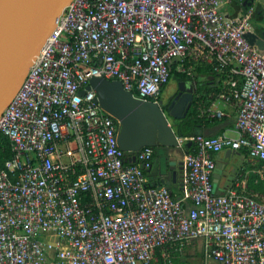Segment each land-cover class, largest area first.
Here are the masks:
<instances>
[{"label": "built area", "instance_id": "obj_1", "mask_svg": "<svg viewBox=\"0 0 264 264\" xmlns=\"http://www.w3.org/2000/svg\"><path fill=\"white\" fill-rule=\"evenodd\" d=\"M226 1L71 0L63 8L0 115V264H169L196 244L202 264H264V52L244 36L253 7L226 17ZM175 61L181 72L201 62L226 73L218 98L235 105L238 133L190 138L178 196L147 179L153 148L126 163L117 120L92 89L80 94L101 77L157 103ZM224 150L244 151L248 167L216 193Z\"/></svg>", "mask_w": 264, "mask_h": 264}, {"label": "water", "instance_id": "obj_2", "mask_svg": "<svg viewBox=\"0 0 264 264\" xmlns=\"http://www.w3.org/2000/svg\"><path fill=\"white\" fill-rule=\"evenodd\" d=\"M70 1L0 0V115L20 88L33 60L53 33L59 14ZM255 11V25L244 36L249 44L264 52V7L258 3ZM185 85L184 81L178 82V96H182L176 106L184 108L183 114L190 108L195 92L194 87L186 89ZM90 89L99 106L119 124L117 142L126 154L125 161L128 157L134 161L135 153L146 146L165 154L181 148L159 103L136 98L117 80L92 77L80 94ZM181 115L171 112L173 118ZM155 173L163 177L167 172L162 173L159 165ZM214 176H218L217 169ZM155 184L163 185L164 180Z\"/></svg>", "mask_w": 264, "mask_h": 264}, {"label": "crops", "instance_id": "obj_3", "mask_svg": "<svg viewBox=\"0 0 264 264\" xmlns=\"http://www.w3.org/2000/svg\"><path fill=\"white\" fill-rule=\"evenodd\" d=\"M258 3L261 4V7H264V0H227L222 4L221 12L226 17H233L244 12L246 8L253 7L254 13L251 18L252 28L256 21L255 9ZM185 86L186 89L189 87H194L195 83L186 81ZM209 109L211 111H223V119L221 121L219 120V123L208 122L205 125H201L199 133L205 136H238V133L235 129L237 111L233 103L225 102L219 98H216V100H214L210 105ZM175 152V154H170V151L166 158H163V156L159 155L157 152V154H155L152 158L151 168L146 169L145 171L146 177L150 183L155 184L160 181V179H163V185H165L171 192H175V195L178 196L182 191V181L185 175V166L182 161L185 152L183 151L182 147L180 149H175ZM161 159H164V168H162ZM216 163L218 172V176H214V187L216 193L225 191L226 188L231 186L238 179H244L246 175L248 164L245 153L242 150H224L216 155ZM159 165L161 166L162 173L167 172L164 174V178L162 176L156 175L155 173L156 167ZM188 247H195L199 250V246H197V244ZM188 247L185 248V252Z\"/></svg>", "mask_w": 264, "mask_h": 264}, {"label": "trees", "instance_id": "obj_4", "mask_svg": "<svg viewBox=\"0 0 264 264\" xmlns=\"http://www.w3.org/2000/svg\"><path fill=\"white\" fill-rule=\"evenodd\" d=\"M184 65L188 66V63L184 61ZM177 62H173L169 65L170 75L174 77L176 81H189L195 83V92L193 95V100L190 108L186 114L181 115L177 118L169 119L171 127L177 137L186 138V142L183 143L182 149L185 153L193 152L195 150L194 143L191 141V137L199 133L201 125H205L208 122L219 123L223 117H211L208 114V109L212 102L218 98V95L224 89V81L227 78L226 73L216 72L213 67L206 63H191L190 67L184 72L178 71L176 69ZM168 79V80H169ZM166 84V83H165ZM165 84L162 86L160 92L163 90ZM220 120V121H219ZM3 155L9 156V151L7 150V141L3 142ZM157 150L153 148V156L157 154ZM244 152V151H243ZM134 162L131 157H128L126 163ZM146 174V171H144ZM253 175L250 174L248 178V186L251 188L253 186L252 179ZM175 194V192H172ZM185 250L175 254L172 257V262L169 264H185ZM159 250H157V255L159 257ZM183 259V260H182ZM154 264H167L163 263L160 259Z\"/></svg>", "mask_w": 264, "mask_h": 264}, {"label": "rangeland", "instance_id": "obj_5", "mask_svg": "<svg viewBox=\"0 0 264 264\" xmlns=\"http://www.w3.org/2000/svg\"><path fill=\"white\" fill-rule=\"evenodd\" d=\"M177 85L178 83L176 79L174 77H171L165 84L159 98L165 99L171 96L175 92ZM175 153H176L175 150H172L170 154H175ZM158 154L162 155L163 158H166L167 156V154H165V152L161 150H158ZM161 164H162V168H164L165 167L164 159H161ZM185 259H186L185 264H202L200 252L195 247H188V249H186Z\"/></svg>", "mask_w": 264, "mask_h": 264}, {"label": "flooded vegetation", "instance_id": "obj_6", "mask_svg": "<svg viewBox=\"0 0 264 264\" xmlns=\"http://www.w3.org/2000/svg\"><path fill=\"white\" fill-rule=\"evenodd\" d=\"M178 82L179 81H177V83ZM178 92L179 91H178V85H177V88H176L175 92L171 96H169V97H167L165 99H162V98L160 99L159 98V100L157 102V103H159L160 108L162 109V111L164 112V114L166 115V117L168 119L172 118L171 117V112H174L178 116L184 113V108L183 107L181 108L180 105L176 106L178 104V100L182 96V95L178 96Z\"/></svg>", "mask_w": 264, "mask_h": 264}]
</instances>
